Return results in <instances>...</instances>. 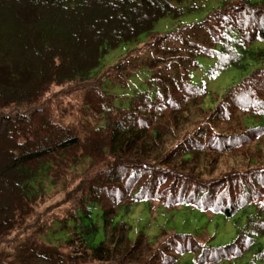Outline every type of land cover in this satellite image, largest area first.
Returning a JSON list of instances; mask_svg holds the SVG:
<instances>
[{
    "label": "trees",
    "instance_id": "1",
    "mask_svg": "<svg viewBox=\"0 0 264 264\" xmlns=\"http://www.w3.org/2000/svg\"><path fill=\"white\" fill-rule=\"evenodd\" d=\"M183 1L0 0V243L22 228L62 168L81 164L66 197L73 262L78 254L97 264H179L185 254L194 257L192 264L240 254L241 261L264 236V166H246L261 159L264 148V0H223L198 23L209 34L207 45L189 47L215 58L210 74L257 64L212 96L206 109L208 92L186 79L187 69L176 78L153 73L147 81L155 82L153 91L135 90L125 106L112 104L103 88L111 72L96 75L111 49L140 35L152 38L162 17H180L185 9L175 4ZM163 39L150 41L156 46L152 68L182 53L162 46ZM57 85L102 119L88 131L84 151L76 130L51 113L48 97ZM191 108L198 116L187 128ZM223 156L241 158L245 167L205 175ZM150 200L167 211L185 203L243 219L251 232L242 230L233 244L218 248L176 231L130 239L122 217Z\"/></svg>",
    "mask_w": 264,
    "mask_h": 264
},
{
    "label": "rangeland",
    "instance_id": "2",
    "mask_svg": "<svg viewBox=\"0 0 264 264\" xmlns=\"http://www.w3.org/2000/svg\"><path fill=\"white\" fill-rule=\"evenodd\" d=\"M222 1L184 0L181 5L175 4L177 7L185 9L180 17L174 18L172 15H168L160 18L154 24L153 32L156 35L152 37L153 39L158 35L163 36L162 46L182 49V53L177 58L161 61L156 68L149 66L150 60L156 57V46L155 44L150 45V41L153 39L146 35H140L137 42L126 43L116 49H111L103 57L101 61L103 66L96 73L97 76H102L107 70L111 72L103 85L109 95V101L114 105L125 106L128 97L135 90L153 91L155 82L147 81L155 72H165L176 78L180 72L187 69L188 77L186 79L192 84L202 85L208 92L202 103V107L205 109L212 106V96L221 95L226 87L239 83L257 64L250 62L245 69L229 66L224 70L210 74L209 68L215 58L198 52L197 48L189 47V44L207 45L209 34L205 27L198 23ZM190 7L192 8L187 10ZM237 7L240 6L237 5ZM248 20L244 18L243 22ZM119 62H122V69L117 72L116 67L120 64ZM77 100L74 91H68L64 86L57 85L51 87L47 103L58 122L67 124L76 130L82 151H84L87 147L88 131L92 127L98 126L102 119L88 108L81 107ZM188 115V119L183 125L187 128L189 122H194L198 114L194 108H191ZM253 123L256 122L253 120ZM172 138L173 135L169 136L166 147L171 146ZM195 163L200 167H204L205 164L200 159ZM216 163L212 166L211 172H208V168H204V174L207 176L208 173L216 175L235 165L245 167L244 161L238 157L223 156ZM259 163L264 166V148L261 159H250L246 166L255 167ZM83 167L84 164L74 168H62L61 173L54 179L56 185L52 188L48 186L50 190L46 197L34 206L32 214L26 218L22 228L19 231L14 230L5 242L0 243V259L3 262L6 264H97L91 261L88 256L80 254L74 262L69 260L71 251L66 245L74 224V221L66 217L67 209L70 208V203L66 198L67 190L78 179ZM65 186L66 188H64ZM119 218L117 217V219ZM122 220L128 226L127 235L130 239L135 238L139 232H143L152 240L154 235H158L161 231H176L193 234L201 241L208 240L213 248L233 244L242 230L247 233L251 232V225L245 224L243 219L225 217L220 212L196 208L185 203L178 204L173 210L167 211L160 202L155 200L138 203L133 212L123 216ZM244 252V258L241 261L239 260L240 254L230 260L223 259L214 264H234V261H237L238 264H264V236L259 237L258 242ZM175 253L176 250H173L172 254ZM193 259L192 255L185 254L179 264H192ZM111 263L112 261H109L107 264Z\"/></svg>",
    "mask_w": 264,
    "mask_h": 264
}]
</instances>
